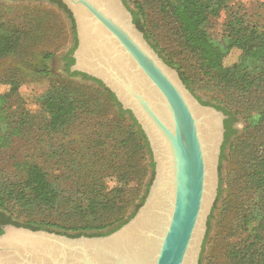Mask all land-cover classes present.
Listing matches in <instances>:
<instances>
[{
  "label": "water",
  "instance_id": "water-1",
  "mask_svg": "<svg viewBox=\"0 0 264 264\" xmlns=\"http://www.w3.org/2000/svg\"><path fill=\"white\" fill-rule=\"evenodd\" d=\"M62 2L77 37L70 72L100 80L131 111L149 143L154 174L143 203L112 232L70 235L6 224L0 264H201L219 193L228 114L203 103L188 87L147 39L124 0ZM87 49L94 55L91 66L81 62ZM158 199L159 227L138 229L140 237L152 240L150 257L144 258L124 237Z\"/></svg>",
  "mask_w": 264,
  "mask_h": 264
},
{
  "label": "rangeland",
  "instance_id": "rangeland-1",
  "mask_svg": "<svg viewBox=\"0 0 264 264\" xmlns=\"http://www.w3.org/2000/svg\"><path fill=\"white\" fill-rule=\"evenodd\" d=\"M162 1L126 0L131 9L137 7L136 3L143 7L144 24L153 34L148 40L162 49V56L172 59L179 70L189 74L197 70L196 62L181 42L178 20L172 11L162 8ZM233 17H242L263 28L264 0H232L219 16L210 19L206 29L214 38L223 40L229 33V22ZM0 23L21 34L17 50L0 58V81L14 78L22 81L20 89L10 98V125L16 126L24 114L29 120L20 134L13 136L10 144L0 151V188L6 196L7 208L18 221L42 223L47 228L71 234L97 231L84 229L87 224H107L98 231L109 232L128 219L146 196L154 174L153 167H143L151 161L150 154L142 158L139 152L129 161V168L126 164L121 167L115 164L117 158L113 152L117 151L111 140L105 141L107 127L103 125L115 118L114 109L96 91L99 85L95 81L85 80L82 75L70 77L64 71L63 55L73 47L75 39L73 21L63 9L46 0H0ZM46 54H51L47 62L52 74L59 75L58 78L41 73ZM237 56L235 49L225 59L226 64L236 61ZM59 81L91 107L78 122L52 132L47 127L48 111L40 99L50 90L52 83L58 84ZM9 89V84L0 82V92ZM205 91L200 89L197 95L209 100V95L214 92ZM247 119L245 113H237V136L242 135L246 140L249 139ZM4 130L7 129L0 128V131ZM232 141L226 146L227 158L220 170L223 191L212 210L211 228L203 244L201 264H210V242L217 227H221L219 217L223 201L234 176L231 172L237 167L235 158H231ZM26 162L36 163L48 172L61 191L58 203L47 206L32 199L23 169ZM126 171L129 174H125ZM93 189L107 197L108 208L91 212L89 192Z\"/></svg>",
  "mask_w": 264,
  "mask_h": 264
},
{
  "label": "trees",
  "instance_id": "trees-1",
  "mask_svg": "<svg viewBox=\"0 0 264 264\" xmlns=\"http://www.w3.org/2000/svg\"><path fill=\"white\" fill-rule=\"evenodd\" d=\"M51 1L56 2L73 20L71 12L62 0ZM231 2L232 0H163L162 8L172 11L178 20L181 42L193 55L197 70L188 74L182 69V71L179 70L176 62L172 59L163 57L170 65L178 69L182 79L194 93L197 94L200 89L203 92L205 90L207 92L209 89L214 92L209 95V100H203L198 95L203 103L214 104L230 115L228 119H225L226 131L225 141L222 145L220 170L223 160L227 158L226 146L233 138L231 158H235L237 167L231 172V175L234 176L229 181L227 195L219 217L221 227H217L211 239L208 262L210 264H264V27L261 28L251 22H246L242 17H233L229 22V33L225 35V38L223 40L214 38L206 29V24L212 17L219 16ZM136 4L137 7L132 9L134 21L150 40L153 34L147 31L144 24L145 11L140 4ZM73 28H75L74 20ZM20 38L19 31L15 33V30L7 29L3 23H0V58L15 52ZM151 43L161 54L162 49H159L154 42L151 41ZM235 49L238 51L237 60L226 64L225 59ZM44 57L41 73L58 78L59 75L52 74L51 67L47 62L51 54H46ZM70 61L74 62V58L70 57ZM243 65L244 68L241 69ZM79 74L85 80L95 81L99 85L98 88L94 87L97 89L96 91L100 92L114 109L115 118L109 119L110 123H103V125L107 127L104 134L105 141L111 140L117 151L113 152L117 158L114 160L115 164H119V167L126 164L129 168L131 166L129 161L139 152L142 154V158L147 154L152 157L145 133L131 111L123 109L114 93L106 88L100 80L77 71L70 73V77ZM0 82L10 85L8 91L0 92V128L7 129L0 131L1 151L10 144L13 136L20 134L22 127L27 125L29 120L24 114L16 126L10 125L12 121L9 113L10 98L20 89L22 81L14 78ZM40 100L48 111L47 127L52 132L78 122L80 116L87 112L86 109L91 107L86 105L82 98L74 96L60 81L58 84L52 83L50 90ZM237 113L247 115L246 131L249 134L247 140L242 139V135L237 136L239 130L232 127V122L237 121ZM94 145H96L95 141ZM149 166L153 167L154 171L152 158L143 167L148 169ZM23 169L26 172L27 185L30 187L34 201L47 206H53L60 201L61 191L49 178L47 171L40 165L30 162L24 163ZM125 174H129L128 171ZM221 183L222 178L218 198L223 191ZM91 193L89 192L88 207L92 213L110 206L107 197L101 195L97 189H93ZM0 208L6 211L10 218L18 224L33 229L47 228L42 223L15 219L13 213L6 206V196L1 188ZM212 218L213 214L209 217L205 242L209 235ZM128 219L109 232L117 229ZM104 226L108 225L87 224L84 229L97 230L93 233H86L90 235L109 233L98 231ZM73 228L70 227V229ZM76 228L78 229V227ZM81 234L83 233L74 235ZM202 259L203 256H201V261Z\"/></svg>",
  "mask_w": 264,
  "mask_h": 264
},
{
  "label": "bare ground",
  "instance_id": "bare-ground-1",
  "mask_svg": "<svg viewBox=\"0 0 264 264\" xmlns=\"http://www.w3.org/2000/svg\"><path fill=\"white\" fill-rule=\"evenodd\" d=\"M94 59V55L91 51L88 49L82 54L81 56V62L83 65L91 66L92 60ZM157 202H159V199L156 200V202H153L151 207L144 213L142 216V219L137 226L136 229L129 231L127 235L124 237L125 240L132 242V246L136 248V250L144 257L148 258L150 257L151 253V247H152V240L148 238H142L138 234V229H145L147 227L151 228H158V221L160 220L159 214L155 213ZM162 222V219H161ZM126 243V242H125Z\"/></svg>",
  "mask_w": 264,
  "mask_h": 264
},
{
  "label": "flooded vegetation",
  "instance_id": "flooded-vegetation-1",
  "mask_svg": "<svg viewBox=\"0 0 264 264\" xmlns=\"http://www.w3.org/2000/svg\"><path fill=\"white\" fill-rule=\"evenodd\" d=\"M10 1H16V0H10ZM46 1H49V2H51V3H53V4H55V5H57L58 7H59V5L56 3V2H53V1H51V0H46ZM125 2H126V0H124ZM127 3V2H126ZM62 9V8H61ZM72 19V18H71ZM73 21V20H72ZM74 30H75V28H74ZM74 39H75V43L77 42V37H76V30H75V32H74ZM74 43V45H73V47L72 48H70V50H68L64 55H63V68H64V71H65V73H68V74H70L71 72H70V68H71V65L74 63V62H71L70 61V57L71 58H74L73 57V52H74V49H75V44ZM75 46V47H74ZM80 75V74H79ZM78 75V76H79ZM203 99V98H202ZM201 99V100H202ZM204 100V99H203ZM230 117V115H228V118ZM228 118H226V119H228ZM236 121H233L232 122V127L233 128H237L236 127ZM225 141V140H224ZM224 143V142H223ZM9 223H13V224H16V225H22V224H18V223H16L15 221H14V219H11L10 218V215L6 212V211H4L2 208H0V229H1V233L3 232V227L6 225V224H9ZM49 229H52V228H49ZM53 230H55V229H53ZM60 232H62V233H66V234H70V235H74V234H71V233H69V232H65V231H60ZM0 233V234H1Z\"/></svg>",
  "mask_w": 264,
  "mask_h": 264
}]
</instances>
